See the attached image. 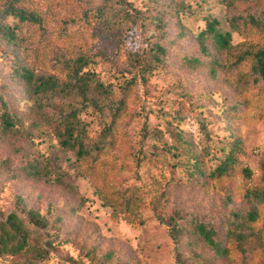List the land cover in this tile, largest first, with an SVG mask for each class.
Masks as SVG:
<instances>
[{
	"label": "rangeland",
	"instance_id": "obj_1",
	"mask_svg": "<svg viewBox=\"0 0 264 264\" xmlns=\"http://www.w3.org/2000/svg\"><path fill=\"white\" fill-rule=\"evenodd\" d=\"M28 1L43 28L5 16L0 0V22L17 36L11 40L0 30V93L23 114L21 130L27 135L16 142L24 152L14 153L0 134V210H13L15 195L21 194L42 213L62 217L60 227L70 241L53 248L41 264H181L179 257L186 264H264V205L256 226L260 244L253 250L244 244V251L229 236L234 229L249 232L241 221L258 203L253 191L263 185V83L254 82L250 59L238 67L234 60L244 47L264 44V0ZM106 3L116 13L122 9L121 24L112 29L96 16V7ZM208 17L231 32L230 47L221 49L200 35ZM157 45L165 49L161 61L154 54ZM80 54L90 58L84 72L95 73L108 89L103 106L79 114L87 145L96 152L105 148L98 161H92L96 152L77 161L63 150L52 127L32 110L15 71L27 65L65 78L66 59ZM140 57L153 67L147 83L137 67ZM132 77L136 81L114 140L106 134L110 101L122 96ZM231 146L236 150L229 174L214 176ZM34 157L57 161L73 189L23 173L16 177L19 166ZM79 164H94L98 183L113 191L137 190L145 201L142 218L113 217L92 180L77 173ZM197 220L215 227L225 246L222 254L195 232ZM174 222L180 225L177 248ZM17 260L3 256L0 264Z\"/></svg>",
	"mask_w": 264,
	"mask_h": 264
},
{
	"label": "trees",
	"instance_id": "obj_2",
	"mask_svg": "<svg viewBox=\"0 0 264 264\" xmlns=\"http://www.w3.org/2000/svg\"><path fill=\"white\" fill-rule=\"evenodd\" d=\"M4 15H12L21 22H28L44 27V21L37 12L30 8L28 0H4ZM106 4H100L96 7V16L108 28L116 27L117 23L122 21V13ZM128 12L124 10V13ZM261 19L264 22V13H261ZM232 19H235L233 16ZM256 22L254 16L249 18ZM6 28V29H5ZM0 30L6 32L11 40L17 39L14 30L10 26L3 25L0 22ZM202 37H209L219 48L225 49L231 46L232 34L225 30L221 22L208 17L206 27L200 32ZM239 55L234 62L236 67L243 65L246 59L251 60V67L256 76L254 82L263 83L264 90V44H256L244 47L239 51ZM156 59L162 60L165 55V49L162 45H157L155 50ZM138 68L141 72V79L144 83L148 82V75L152 72V66L144 58H137ZM90 58L87 54H80L76 58L66 59L65 68L67 70L65 78H59L55 75H47L35 71L27 65H18L15 69L20 83L23 85L25 94L29 100L33 101L32 110L37 113L44 124L52 127L53 134L57 137L59 144L65 151H72L76 155L77 161L88 160L95 152L96 146L87 145L85 138V125L81 121L79 114L87 107H100L104 105L107 99L108 89L104 83L97 78L95 73L86 71L84 68L88 65ZM135 78L129 79L124 88L122 96L112 99L110 102L111 120L106 127V134L114 139L118 131L119 123L126 113L129 105V98L132 94V88ZM78 102V103H76ZM68 104V105H67ZM24 121L23 114L16 111L9 100L0 93V134L4 141L14 153H22L24 150L17 145L18 140H22L25 133L21 130V124ZM110 142H115L113 139ZM105 148L98 147L96 158L92 161H98ZM235 147L231 146L225 153L221 163H219L212 174L217 177L229 174L230 168L234 163ZM9 157L4 159L6 165L10 164ZM88 167H82L80 164L76 167L77 173L84 177H89L95 191L102 199L105 205L112 209V216L117 217L121 213L130 221H136L142 218L141 208L145 201L138 194L137 190L131 189L128 194L120 190H112V187L98 183L95 176L94 164H88ZM263 185L253 191V198L258 203L255 208L243 216L241 227L247 226L249 232L234 229L229 231V236L237 241L241 249L245 251L244 244L253 250L260 236L257 230V221L261 214V207L264 205V159L262 163ZM24 174L26 178L53 183L64 186L67 189H73L68 171L62 170L58 162L50 158L34 157L30 161L19 166V172L16 177ZM251 194H249L250 196ZM158 198V196H156ZM159 202V201H158ZM159 204V203H158ZM156 214L161 216L159 207H154ZM161 218V217H160ZM163 219V218H161ZM61 216L50 217L47 212L42 213L39 209L30 206L29 202L21 195H15V208L8 213L0 210V257L14 256L19 257L15 264H41L46 261L53 248L64 245L70 241L69 237L62 231L60 225ZM239 225V223H236ZM195 232L203 238L204 242L215 249L216 254H222L225 246L216 239L217 230L209 223L197 220ZM173 237L176 248L179 245L180 225L176 222L172 224ZM179 256V249L176 250ZM108 256V254H105ZM181 264H186L179 257ZM121 264V263H115Z\"/></svg>",
	"mask_w": 264,
	"mask_h": 264
}]
</instances>
